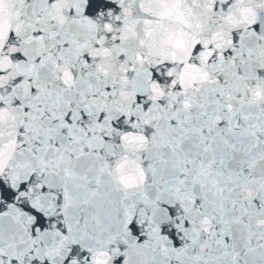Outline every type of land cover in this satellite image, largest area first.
<instances>
[{"label":"snow or ice","instance_id":"snow-or-ice-1","mask_svg":"<svg viewBox=\"0 0 264 264\" xmlns=\"http://www.w3.org/2000/svg\"><path fill=\"white\" fill-rule=\"evenodd\" d=\"M0 264H264V0H0Z\"/></svg>","mask_w":264,"mask_h":264}]
</instances>
